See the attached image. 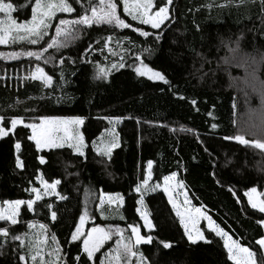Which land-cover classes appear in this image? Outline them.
<instances>
[{
    "label": "trees",
    "instance_id": "16d2710c",
    "mask_svg": "<svg viewBox=\"0 0 264 264\" xmlns=\"http://www.w3.org/2000/svg\"><path fill=\"white\" fill-rule=\"evenodd\" d=\"M10 2L17 9L13 17L18 22L31 18L33 3ZM70 2L73 13H57L48 36L38 44L18 40L0 45V53L43 50L55 35L59 19L77 18L82 5L88 4V0ZM113 2L117 14L130 27L95 25L84 29L79 39L69 40L67 47L49 49L44 56L59 61L45 67L46 74L53 76L51 85L28 76L30 63H38L34 58H0V121L8 131L7 136L0 137V203L34 201L32 211L21 205L16 225L4 227L13 234H23L28 231V222L36 225L34 231L45 224L49 242L52 235L57 238L65 264H99L102 255L115 247L117 237L88 261L82 252L83 237L72 240L80 216L87 212L84 231L93 226L119 227L130 236L127 225L134 223L142 235H152L149 245L140 246L148 264H232L223 240L215 233L202 229L210 242L192 243L185 238L165 193L156 188L165 176L175 172L191 204L202 208L233 240L248 247L256 264H264L256 242L264 238L260 223L264 213L252 209L244 195L256 187L264 202V153L223 139L234 137L250 108H260L256 93L247 96L246 102L245 89H251L243 80V61L249 56L258 60L264 54L261 0H172L171 4L153 0L154 10H158L157 5L169 8V20L159 29L133 21L124 13L121 0ZM133 28L151 35L141 37ZM109 36L113 39L108 40ZM123 37L128 39L117 43ZM146 48L151 49V55ZM137 56L170 83L138 76L134 68L141 61ZM120 63L125 66L112 68ZM101 68L110 70L106 78H98ZM61 72L67 83H60ZM257 75L264 78V64L259 65ZM234 101L238 111L232 108ZM43 116L83 118L80 132L85 137L86 156H78L67 146L37 150L23 125L9 131L11 119L30 122ZM213 123L217 125L214 130ZM109 132L114 133L119 146L112 149L110 158L96 155L92 143L99 144ZM16 143L21 144L19 152ZM42 157L44 164L40 163ZM17 158L22 162L19 168ZM149 173V183L143 185ZM41 178L48 184L55 180L60 183L54 194L35 198L32 189L40 188ZM137 185H141L139 192ZM117 193L124 198L118 208L108 203L99 205L101 194ZM140 199L153 224L148 233L136 214ZM49 204L51 208L46 207ZM53 211L55 221L51 219ZM164 242L170 247L164 248ZM14 248L20 250L19 242L9 240L0 249V264H16Z\"/></svg>",
    "mask_w": 264,
    "mask_h": 264
},
{
    "label": "snow or ice",
    "instance_id": "6c2138e0",
    "mask_svg": "<svg viewBox=\"0 0 264 264\" xmlns=\"http://www.w3.org/2000/svg\"><path fill=\"white\" fill-rule=\"evenodd\" d=\"M77 4L81 3V0H75ZM29 3H33L31 7V19L25 20V22H18L13 17V12L17 9L14 7L10 0H0V14L3 17L0 18V45H6L10 42L15 43L16 41H27L31 45L38 44L44 37L48 36V30L53 26V17L57 13H68L71 14L74 11L73 4L70 0H29ZM171 4L172 0H168ZM158 10L152 11L153 0H123V11L127 16H130L133 21H137L141 25H150L152 29H159L165 21L169 20V8L167 6L157 5ZM262 11H264V0H261ZM82 14H79L77 18L70 19H59L55 25V35L51 37L50 42L47 43L46 47L41 51H23L17 52L12 51L9 53H0V58L16 60L21 56L28 58H34L35 61H41L45 64L53 60L52 56L45 57L44 53L49 49H60L67 47L69 40H77L80 38V33L88 28L95 25H107L114 28L127 29L130 27L128 23H125L123 19L117 14V4L113 0H99L95 3L94 0H88L86 6L82 5ZM90 13V14H89ZM132 31L139 32L141 37H149L151 35L148 31H142L133 28ZM162 34V33H161ZM108 40L113 37H107ZM120 39H128L127 37L118 38L117 43ZM157 40L160 36L156 37ZM239 38L237 40V44ZM108 45L105 44L104 47ZM151 55V49H145ZM136 60L141 61L139 66H135L134 70L138 76L147 77L148 80H158L164 84L170 82L166 79L160 71H154L139 56ZM264 64V54L257 60L255 57L249 56L243 61L245 66L246 78L245 82L251 89L248 92L245 89L246 102L247 96L256 93L260 98L259 110L250 108L246 118H242L239 122L234 137L225 136L223 139L233 141L246 148L258 150L260 153H264V78H260L257 73L259 72V65ZM125 65L120 63L119 65L113 64L112 68H123ZM108 69H99V75L107 77ZM29 75L32 80H41L45 86L51 85L53 76L46 74L45 69L37 64L34 72L30 71ZM60 83H67L64 79L63 72H61ZM183 99V97H181ZM234 111H238V104L234 101L232 104ZM258 117V119H257ZM22 121L19 119H11V129H15L18 124ZM235 123V121L233 122ZM84 124V119L81 117L61 118V117H49L43 116L39 119V122L24 123L23 127L31 130V135L28 139L34 141L35 148L37 150L43 148L49 149H62L67 146L74 153L80 157H85V137L79 132L80 125ZM7 125L0 126V137L7 136L8 131L5 129ZM215 123L211 124V129H216ZM248 137H251L249 139ZM119 145L115 141L113 136L112 140H101L99 144L96 142L92 143V151L96 155L111 157L112 149ZM15 148L17 152L21 149V144L16 143ZM40 163L44 164L45 159L42 157ZM22 162L19 158L16 160V167H21ZM152 162H148V168L151 169ZM150 173L146 174L143 179V185H148ZM176 173L173 172L171 176H165V187L164 193L168 196V202L171 204L175 214L180 219V224L184 228L185 235L192 243H196L197 239L205 240V236L201 234L199 229H196V224L199 220L203 219L207 221L208 228L211 233H215L216 236L223 240V246L227 250V259L232 264H253V252L248 247L242 246L237 240H233L228 232L224 231L219 227L210 216L201 212L200 208H193L189 205L188 196L184 195L185 207L183 210L178 206L177 200L170 194V188L168 182L175 179ZM40 183L45 189V194H51L55 192L56 185L60 183V180H55L52 184L45 183L41 178ZM183 181H180L176 187H183ZM48 190H51L49 192ZM136 190H141V185H137ZM232 191V189H229ZM147 191V189H145ZM32 192H37V196L41 195L38 193L36 188L32 189ZM257 188L251 187L244 195L248 199V204L252 209L258 210L259 213H264V202L257 199ZM179 195V193H178ZM109 202L113 200L123 204L124 198L116 194L115 197H108ZM101 204L104 203V197H100ZM32 199L27 201L23 199L16 200H5L2 202L3 206H0V221L7 222L9 225H16L18 223V216L20 215L21 205L26 204L29 211L33 210ZM136 204L143 205V199L137 200ZM51 208L52 206L46 205ZM140 219L144 223V228L151 231L153 228L152 221L148 218V213L141 211L140 208L136 209ZM56 212L51 213V219L56 220ZM88 213L85 212L80 216V222L76 224V230L72 233V240H78L84 237L82 241V252L86 255L88 261H93L94 257L104 247L105 243L109 240L115 239V247L110 248L108 252L104 253L99 260V264H132L133 258H135V264H148L144 253L141 251V245L150 244L154 237L152 235H142L140 227L137 224L129 223L127 227L131 230V235L126 236L124 230L117 228H102L92 227L86 234L83 231L85 220ZM123 219V217H121ZM189 223L192 228L196 229L195 236L193 232L189 230ZM264 225V221H260ZM36 225L28 222V231L23 234H13L9 228L0 226V249L7 246L9 240L19 242V251L13 249V257L16 260V264H26L27 261H31L32 264H65V260L61 255V248L57 243V238L52 235L48 237V226L45 224H39V231H34ZM205 242H210L205 240ZM262 248H264V239L256 241ZM164 248L170 247L168 242L163 243ZM26 249V250H25ZM47 257V258H45ZM79 261V255L75 257Z\"/></svg>",
    "mask_w": 264,
    "mask_h": 264
},
{
    "label": "rangeland",
    "instance_id": "374dc122",
    "mask_svg": "<svg viewBox=\"0 0 264 264\" xmlns=\"http://www.w3.org/2000/svg\"><path fill=\"white\" fill-rule=\"evenodd\" d=\"M121 2H122V7H123V0H121ZM130 2H131V0H130ZM168 7V6H167ZM152 11H156V10H154V9H152ZM3 17V14H0V18H2ZM169 17H170V15H169ZM31 19V18H30ZM168 22V20L167 21H165L164 22V24H162L161 25V27H163L166 23ZM150 26V25H149ZM247 56H245V58H246ZM260 59V57H258V60ZM59 61H57V58L55 57V59L53 58V60L52 61H50L49 63H47V64H45L44 62H43V60H41V61H38V63H30V66H29V68L27 69L28 70V73L30 72V71H33L34 72V70H35V68H36V66H37V64H39L41 67H43L44 69H45V67L46 66H48V65H52V63H58ZM28 76H30V75H28ZM30 78H31V76H30ZM245 78H246V75L244 76V78H243V80L245 81ZM41 81V80H40ZM42 82V81H41ZM19 120H21V119H19ZM22 121V120H21ZM30 122H33V121H30ZM30 122H25V121H22V123L21 124H18V125H23L24 123H30ZM35 122H39V119L38 120H35ZM0 126H2L1 125V121H0ZM12 129H11V124H10V127H9V131H11ZM7 131V130H6ZM29 131H30V135H31V130L29 129ZM79 132H80V127H79ZM81 133V132H80ZM113 135H114V133L112 134V132H109V133H105V136H103V137H106L104 140L105 141H108V140H112L113 139ZM115 141H116V137H115ZM117 144H118V142H117ZM43 149H48V148H43ZM41 150V149H40ZM169 176H171V175H169ZM180 181L178 180V178H177V176L175 177V179H173V180H171V181H169L168 182V186H169V188H170V194L173 196V198L174 199H176L177 200V203H178V206L181 208V210H183V208L186 206L185 205V203H184V195H187L186 194V191H185V189H184V187H181V188H177L176 187V185L179 183ZM164 187H165V181H164V179L162 180V182H161V184L159 185V186H156V188L157 189H160V190H162L163 192H164ZM49 192H51V190H48ZM38 193H40L41 195L40 196H44V195H46V196H49V195H52V194H54V193H51V194H45V189H44V187H43V185L40 183V188L38 189ZM178 193H179V195H178ZM257 199L259 200V201H262V199H261V196H260V192H257ZM39 196V197H40ZM101 196H103L104 197V203L106 204V203H108L109 204V206H111V207H114L115 205H117V207L116 208H118L121 204L118 202V201H116V200H113L112 202H109V200H108V197L109 196H111V197H115V196H113V195H103V194H101L100 196H99V205H101V202H100V197ZM35 198H38V196H37V192H35ZM166 200H168V196L166 195ZM247 198V197H246ZM188 201H189V199H188ZM247 201H248V199H247ZM263 202V201H262ZM170 204V203H169ZM171 205V204H170ZM189 205L191 206V207H193V208H200V207H195V206H193L192 204H191V202L189 201ZM0 206H3L2 205V203H0ZM137 208H140L141 209V211H145V208L143 207V205H140V204H138V206H137ZM201 209V212L202 213H205V214H207L205 211H203V209L202 208H200ZM146 212V211H145ZM175 212V211H174ZM136 214H138V213H136ZM139 215V214H138ZM140 217V216H139ZM148 218H149V216H148ZM179 218V217H178ZM150 220V219H149ZM180 220V219H179ZM141 223H142V227H143V229H144V231L146 232V233H148V231L149 230H147V229H145L144 228V223H143V221L141 220ZM9 224H7V222H4V221H0V226H8ZM181 225V224H180ZM93 227H95V226H93ZM188 227H189V230L190 231H192L193 232V235L195 236V231H196V229H199L200 230V232H201V234H202V229H207V230H209V228H208V224H207V221L206 220H203V219H201V220H199L198 222H197V224H196V229H193L192 228V225H191V223H189V225H188ZM84 228V227H83ZM92 228V227H91ZM91 228H88V230H86V231H84V229H83V231H84V233L86 234ZM183 228V227H182ZM183 230H184V228H183ZM210 231V230H209ZM185 233V232H184ZM146 236V235H145ZM185 238H187V240L189 241V242H191L189 239H188V237L185 235ZM83 239H84V237H83ZM264 239V238H263ZM197 241H203V240H199V239H197ZM196 241V242H197ZM260 246V245H259ZM259 248H261L262 249V253H263V256H264V248H262L261 246L259 247ZM252 259H253V264H256V261H254L255 259L252 257ZM263 261H264V259H263Z\"/></svg>",
    "mask_w": 264,
    "mask_h": 264
},
{
    "label": "water",
    "instance_id": "95a60500",
    "mask_svg": "<svg viewBox=\"0 0 264 264\" xmlns=\"http://www.w3.org/2000/svg\"><path fill=\"white\" fill-rule=\"evenodd\" d=\"M149 245V244H148ZM141 246H143V245H141ZM145 246V245H144Z\"/></svg>",
    "mask_w": 264,
    "mask_h": 264
}]
</instances>
